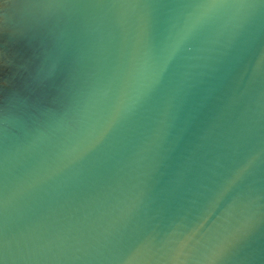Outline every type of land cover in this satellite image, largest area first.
Instances as JSON below:
<instances>
[{"label": "water", "instance_id": "95a60500", "mask_svg": "<svg viewBox=\"0 0 264 264\" xmlns=\"http://www.w3.org/2000/svg\"><path fill=\"white\" fill-rule=\"evenodd\" d=\"M0 264H264V0H0Z\"/></svg>", "mask_w": 264, "mask_h": 264}]
</instances>
